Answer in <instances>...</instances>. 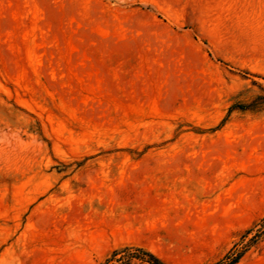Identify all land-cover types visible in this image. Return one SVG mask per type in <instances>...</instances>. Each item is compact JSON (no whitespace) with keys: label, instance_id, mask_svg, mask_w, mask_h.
Masks as SVG:
<instances>
[{"label":"rangeland","instance_id":"1","mask_svg":"<svg viewBox=\"0 0 264 264\" xmlns=\"http://www.w3.org/2000/svg\"><path fill=\"white\" fill-rule=\"evenodd\" d=\"M263 231L264 0H0V264H264Z\"/></svg>","mask_w":264,"mask_h":264},{"label":"trees","instance_id":"2","mask_svg":"<svg viewBox=\"0 0 264 264\" xmlns=\"http://www.w3.org/2000/svg\"><path fill=\"white\" fill-rule=\"evenodd\" d=\"M251 230L252 228L246 229L244 234L242 235V239H244V237L247 236V233H249ZM259 236L260 237L264 236V231L262 235ZM250 245L252 244H251V239L249 238L245 243L241 245V247L239 248L236 247L232 249L222 259L212 264H235L239 261V259L242 257V255L245 253V251L249 248ZM124 251L125 253L122 254V256L127 257L129 261L132 260V258H135L140 260L143 264H168L165 261H163L161 258H159L157 255L152 253L151 251L142 247H135L133 252H128L129 248L126 247ZM117 253H119V251L114 250L111 253V255L105 259V261L102 264H108L111 260L115 259Z\"/></svg>","mask_w":264,"mask_h":264}]
</instances>
